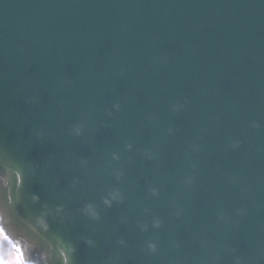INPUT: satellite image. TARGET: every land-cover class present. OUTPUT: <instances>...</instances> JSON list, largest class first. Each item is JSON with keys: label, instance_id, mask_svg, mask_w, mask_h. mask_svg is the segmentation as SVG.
I'll return each instance as SVG.
<instances>
[{"label": "water", "instance_id": "1", "mask_svg": "<svg viewBox=\"0 0 264 264\" xmlns=\"http://www.w3.org/2000/svg\"><path fill=\"white\" fill-rule=\"evenodd\" d=\"M0 234L23 264H264V0H0Z\"/></svg>", "mask_w": 264, "mask_h": 264}, {"label": "rangeland", "instance_id": "2", "mask_svg": "<svg viewBox=\"0 0 264 264\" xmlns=\"http://www.w3.org/2000/svg\"><path fill=\"white\" fill-rule=\"evenodd\" d=\"M0 264H23L19 253L0 234Z\"/></svg>", "mask_w": 264, "mask_h": 264}]
</instances>
